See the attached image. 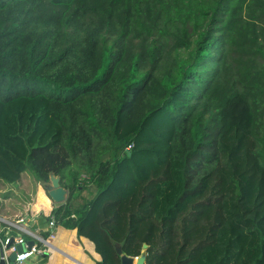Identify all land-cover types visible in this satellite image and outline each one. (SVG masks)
<instances>
[{
    "label": "trees",
    "instance_id": "obj_1",
    "mask_svg": "<svg viewBox=\"0 0 264 264\" xmlns=\"http://www.w3.org/2000/svg\"><path fill=\"white\" fill-rule=\"evenodd\" d=\"M51 173L99 264H264V0H0V219Z\"/></svg>",
    "mask_w": 264,
    "mask_h": 264
},
{
    "label": "crops",
    "instance_id": "obj_2",
    "mask_svg": "<svg viewBox=\"0 0 264 264\" xmlns=\"http://www.w3.org/2000/svg\"><path fill=\"white\" fill-rule=\"evenodd\" d=\"M41 198L50 199L46 190L40 186L35 204L30 206V215L26 225L34 232L45 233L48 230V224L42 220V217H50L52 211L58 208V205L51 201L50 206L41 204ZM102 257L96 252V247L90 240L79 237L76 230H69L60 225L56 229V239L52 241L51 248L43 257H39L35 264H99Z\"/></svg>",
    "mask_w": 264,
    "mask_h": 264
},
{
    "label": "built area",
    "instance_id": "obj_3",
    "mask_svg": "<svg viewBox=\"0 0 264 264\" xmlns=\"http://www.w3.org/2000/svg\"><path fill=\"white\" fill-rule=\"evenodd\" d=\"M27 219L26 217L21 218L16 223L0 219L1 222L9 226V230L12 228L19 232L16 236L8 235L6 238L0 236V261H3L4 264H35L39 257L46 255L47 249L51 248L52 241L56 239L58 224L55 220L49 222L48 230L45 233H39L28 228ZM31 241L35 243L29 245L28 243ZM19 249H22L21 252ZM13 255L16 256L14 261H12Z\"/></svg>",
    "mask_w": 264,
    "mask_h": 264
},
{
    "label": "water",
    "instance_id": "obj_4",
    "mask_svg": "<svg viewBox=\"0 0 264 264\" xmlns=\"http://www.w3.org/2000/svg\"><path fill=\"white\" fill-rule=\"evenodd\" d=\"M40 186H42L46 192L48 193L51 201L55 205H63L67 202L69 198V192L68 190L62 186L61 184V177L56 176L54 173L50 174L49 181H44L40 183ZM35 242L31 241L28 244L33 245ZM115 252L118 255V257L121 260V264H145L147 260V253L146 251L143 252L141 257H138V259L129 257L126 254H124L123 251V244H119L113 241ZM144 249H147V246H144ZM22 249H19V252H21ZM15 255L12 256V261L15 260ZM0 264H4L3 261H0Z\"/></svg>",
    "mask_w": 264,
    "mask_h": 264
},
{
    "label": "rangeland",
    "instance_id": "obj_5",
    "mask_svg": "<svg viewBox=\"0 0 264 264\" xmlns=\"http://www.w3.org/2000/svg\"><path fill=\"white\" fill-rule=\"evenodd\" d=\"M95 194H96L95 190L84 191L81 194V197L83 198V200H91ZM79 195H80V193H79ZM79 195H77V196H79ZM79 201L82 202V199H79Z\"/></svg>",
    "mask_w": 264,
    "mask_h": 264
}]
</instances>
